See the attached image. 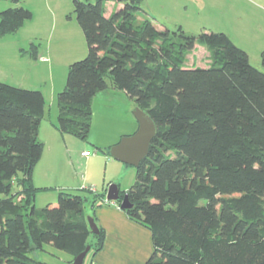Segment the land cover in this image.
I'll list each match as a JSON object with an SVG mask.
<instances>
[{"label": "trees", "instance_id": "trees-1", "mask_svg": "<svg viewBox=\"0 0 264 264\" xmlns=\"http://www.w3.org/2000/svg\"><path fill=\"white\" fill-rule=\"evenodd\" d=\"M96 1L74 0L89 51L58 94V130L88 140L93 99L109 79L156 127L124 194L132 205L124 212L152 233L145 264H264V73L225 34L160 29L143 0H114L124 5L106 17L104 0ZM32 17L22 7L0 12V35ZM196 44L209 67L186 69ZM44 115L40 91L0 82V264H46L30 257L46 244L73 261L103 247L105 232L93 234L84 206L89 197L92 209L101 206L105 194L61 192L57 206L35 207L47 190L33 183Z\"/></svg>", "mask_w": 264, "mask_h": 264}, {"label": "rangeland", "instance_id": "rangeland-1", "mask_svg": "<svg viewBox=\"0 0 264 264\" xmlns=\"http://www.w3.org/2000/svg\"><path fill=\"white\" fill-rule=\"evenodd\" d=\"M103 4L105 16L124 5L114 0H104ZM20 7L30 10L33 17L19 31L0 35V82L43 94L45 117L39 137L43 140L46 165L69 171L63 180L48 181L47 190L37 195L35 207L57 206L61 192L86 195L79 191L80 188L107 195L109 188L116 185L119 194L124 195L135 184L137 169L116 160L110 148L121 132H130L126 129L130 128L128 121L138 123L139 130L135 102L128 115L127 99L130 98L126 93L110 88L99 92L92 104L93 120L88 140L59 134L57 155L60 156L54 161L55 147L48 134L53 124H58L57 97L66 87L70 65L87 57L88 44L77 20L74 0H21L17 4L0 0V12ZM142 8L160 29L177 31L182 28L186 36L196 38L204 32L225 34L248 55L250 64L264 73L261 57L264 52V0H143ZM33 47L37 48L36 56L31 52ZM209 62L206 48L196 44L184 68H208ZM107 82L110 83L109 79ZM131 136L133 134L127 135ZM83 152H89L90 157L86 158ZM67 186L77 188L66 189ZM14 190H17L16 185ZM3 198L1 195L0 200ZM85 210L91 213L88 203ZM30 257L46 264H74L71 254L48 244L43 251L30 254Z\"/></svg>", "mask_w": 264, "mask_h": 264}, {"label": "crops", "instance_id": "crops-1", "mask_svg": "<svg viewBox=\"0 0 264 264\" xmlns=\"http://www.w3.org/2000/svg\"><path fill=\"white\" fill-rule=\"evenodd\" d=\"M110 16H106V17H110ZM108 84L109 86L107 90L110 88L111 90L115 91V89L110 86L109 82ZM102 94H107V93H102ZM127 100H128L127 101L128 106L126 113H128L129 115L131 114L132 109H134V105H133L134 101L132 99H127ZM137 108L138 107L136 106V110ZM128 122L130 123L129 124L130 128H126V129H130L129 130L130 132H121L118 138L116 137V140H114L111 144L110 153H111V149L114 146L118 145L123 138L127 137V135L129 134L134 135L137 133L138 123L136 124L134 121H128ZM137 122H139L138 119ZM59 134L61 133L58 130L57 125L53 124V129L49 131L48 135L51 141L54 143V147H55L53 153L54 161H56L58 159L57 157L60 156L57 155L60 147ZM39 136L40 135L38 134V138L40 142H42L43 140L41 141ZM84 153L85 152H83V155ZM43 157L44 156L42 155L41 160L38 162L33 172V183L35 187L47 188L49 180L51 179L55 180L56 178L63 180V178L69 175V171L67 169L63 171L55 166L48 167V165H46L47 164L46 159L45 157L43 159ZM67 187L69 188L66 189L77 188L76 186H67ZM80 189H89L94 192V190L90 188H80ZM89 199L90 200L87 203L89 204L91 213L90 214L86 213L85 210L86 203H85L84 206L85 215L87 216V218L92 217L95 223L97 224L98 229H102L105 232V239L102 249L95 254L93 251L89 252L84 260V264H145L154 252L152 233L144 226L132 221L127 216V214L124 211H122L120 207L117 206L115 203L112 202L108 203L106 201V195H105L106 202H104V204H102L101 206L95 209H92L91 206L92 197H89ZM93 241L94 239H92V242Z\"/></svg>", "mask_w": 264, "mask_h": 264}, {"label": "water", "instance_id": "water-1", "mask_svg": "<svg viewBox=\"0 0 264 264\" xmlns=\"http://www.w3.org/2000/svg\"><path fill=\"white\" fill-rule=\"evenodd\" d=\"M135 116L139 121V130L133 136L123 138L118 145L114 146L111 149V155L119 162L138 167L149 152L150 144L156 135V127L148 115L139 108L135 111ZM106 201L112 203L120 201V194L116 185L109 188ZM131 207L132 205L128 196L124 195L120 204V209L126 211ZM88 223L91 231L98 235L99 229L92 217H88ZM89 252L90 247H87L82 254L76 257L74 264H84V260Z\"/></svg>", "mask_w": 264, "mask_h": 264}, {"label": "built area", "instance_id": "built-area-1", "mask_svg": "<svg viewBox=\"0 0 264 264\" xmlns=\"http://www.w3.org/2000/svg\"><path fill=\"white\" fill-rule=\"evenodd\" d=\"M84 156H85V157H89V156H90V153H89V152H85V153H84Z\"/></svg>", "mask_w": 264, "mask_h": 264}]
</instances>
